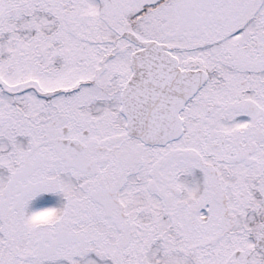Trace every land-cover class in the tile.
<instances>
[{
	"label": "flooded vegetation",
	"instance_id": "1",
	"mask_svg": "<svg viewBox=\"0 0 264 264\" xmlns=\"http://www.w3.org/2000/svg\"><path fill=\"white\" fill-rule=\"evenodd\" d=\"M9 1L27 6L15 57L31 148L45 146L34 160L71 171L114 222H199L212 264H264V0H158L126 13L121 0H100L97 13L85 0ZM210 28L216 37L189 44ZM150 41L168 56L142 64L138 82L163 91L154 100L182 129L154 146L128 133L121 111L131 56ZM200 48L211 51L192 54ZM187 188L197 202H184Z\"/></svg>",
	"mask_w": 264,
	"mask_h": 264
},
{
	"label": "rangeland",
	"instance_id": "2",
	"mask_svg": "<svg viewBox=\"0 0 264 264\" xmlns=\"http://www.w3.org/2000/svg\"><path fill=\"white\" fill-rule=\"evenodd\" d=\"M154 1L121 0V11H135L141 7L138 4ZM101 4L100 0H85L93 13L103 9ZM26 7L24 2L15 7L12 1L0 0V264H212L214 258L206 251L212 240L206 235V229L211 234L207 225L191 221L116 224L105 216L100 204L87 198L80 201L87 189L73 181L71 171L56 162L52 165L46 160L41 166V160H34L45 146L31 151L27 94L18 92L24 89V76L15 57L24 49V36H15L14 30L28 26ZM15 22L20 26L14 27ZM206 31L193 32L189 44L200 45L216 37L213 28ZM181 40L177 36L179 43ZM222 49L225 47L215 45L213 51L200 48L192 54L211 51L215 55ZM31 133L36 135L35 130ZM28 162L39 166L33 168ZM183 198L189 205L200 196L187 188ZM225 238L216 240L213 247L225 243Z\"/></svg>",
	"mask_w": 264,
	"mask_h": 264
},
{
	"label": "water",
	"instance_id": "3",
	"mask_svg": "<svg viewBox=\"0 0 264 264\" xmlns=\"http://www.w3.org/2000/svg\"><path fill=\"white\" fill-rule=\"evenodd\" d=\"M143 47V50L136 51L132 55L134 74L132 81L128 83L122 94V111L127 118L126 126L131 135L140 138L147 144H164L177 136L181 128L177 122L176 124L174 122V113H172V117H166L165 115L170 112L154 100L163 91H158L153 85L143 87L139 83V79H142L140 76L142 64H149L151 69H155L154 66L163 63V57L168 56V53L155 42L144 43ZM191 74L195 77L196 72L187 73L189 76ZM195 86L192 89L188 87L184 90L182 98L191 95ZM166 90L169 91L170 88L167 87ZM177 102V106H180L181 99Z\"/></svg>",
	"mask_w": 264,
	"mask_h": 264
}]
</instances>
